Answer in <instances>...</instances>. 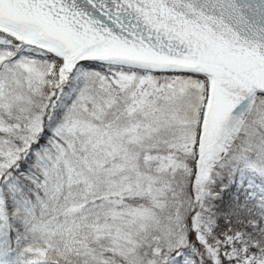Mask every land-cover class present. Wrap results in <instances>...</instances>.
I'll return each mask as SVG.
<instances>
[{"label": "snow or ice", "instance_id": "obj_1", "mask_svg": "<svg viewBox=\"0 0 264 264\" xmlns=\"http://www.w3.org/2000/svg\"><path fill=\"white\" fill-rule=\"evenodd\" d=\"M0 264H264V0H0Z\"/></svg>", "mask_w": 264, "mask_h": 264}]
</instances>
